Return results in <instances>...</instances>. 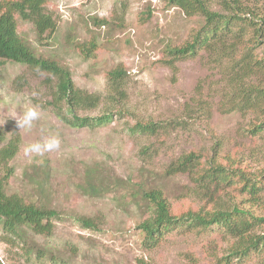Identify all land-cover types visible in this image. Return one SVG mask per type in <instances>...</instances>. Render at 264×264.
<instances>
[{
	"label": "rangeland",
	"instance_id": "1",
	"mask_svg": "<svg viewBox=\"0 0 264 264\" xmlns=\"http://www.w3.org/2000/svg\"><path fill=\"white\" fill-rule=\"evenodd\" d=\"M244 1L264 13V0ZM211 7L218 9L215 1ZM44 8L55 20L54 31L38 37L34 25L18 17V34L37 54L68 67L76 87L101 100L78 111L91 117L90 124L69 123L62 118L65 103L56 99L55 76L0 58V148L17 140L16 151L0 163L5 192L59 213L46 235L25 230L15 237L0 227V264H264V245L242 260L232 257L234 239L218 225L169 228L152 247L144 245L138 227L149 214L146 202L134 196L141 185L161 189L175 215L219 205L264 215V187L254 197L239 184L208 197L186 174H165L172 160L193 151L202 167L212 154L227 166L230 157L258 182L264 180V130L248 131L257 123L250 113L216 109L219 68L207 62L203 50L176 61V70L166 63V49L189 40L202 19L166 0H44ZM93 40L97 48L86 57L79 48ZM116 67L125 71V98L119 103L107 98L106 75ZM200 98L211 103L210 115H188ZM29 106L40 118L31 130L18 129L10 116ZM110 110L105 119H95ZM139 121L168 127L148 135L134 127ZM49 135H58V150L25 154L28 144ZM90 167L98 170L94 182L107 186L97 196L82 189ZM80 218L93 225L84 226Z\"/></svg>",
	"mask_w": 264,
	"mask_h": 264
},
{
	"label": "trees",
	"instance_id": "2",
	"mask_svg": "<svg viewBox=\"0 0 264 264\" xmlns=\"http://www.w3.org/2000/svg\"><path fill=\"white\" fill-rule=\"evenodd\" d=\"M178 7L188 16H198L202 25L195 30L189 40L166 50L170 58L166 63L176 70L175 62L196 55L203 50L207 62L220 71L221 94L216 102V109L222 113L238 112L241 115H254L257 123L252 124L249 132L254 135L264 130V13L256 6H249L244 0H166ZM215 1L218 9H212ZM31 22L38 37L53 32L55 20L45 12L44 0H0V58L36 67L55 76L56 99L65 103L63 119L69 123L85 125L91 123V117L82 116L78 111L95 108L101 97L88 93L73 83L68 67L55 58L44 57L34 52L27 41L17 32V18ZM103 21L100 20V23ZM45 33V34H44ZM258 47H260L258 49ZM97 48L93 40L89 46L79 48L86 57ZM257 49V50H256ZM125 71L116 67L107 72L106 79L109 92L107 98L112 102L125 98L123 89ZM200 91V89H198ZM211 103L198 99L196 109L188 108V115L200 112L210 115ZM113 110L96 116V120L105 119ZM120 111V110H116ZM134 127L148 135H156L166 130V122H137ZM3 138H0L2 140ZM16 139H9L0 148V163H3L17 149ZM144 153V152H143ZM201 156L190 151L172 160L165 169V174L183 173L189 176L195 190L205 191L208 197L226 186L239 184L240 190H246L253 197L264 187V180L254 179L229 157V166L216 162L212 154L201 166ZM98 170L90 167L85 170L86 182L82 189L94 196L106 191L104 183L94 182ZM7 176L0 177V227L6 232L19 237L25 230L46 235L52 229L51 220L59 217L58 211L42 204L24 201L17 194H7L4 184ZM40 183V187H42ZM135 191L146 202L149 214L141 220L138 227L143 233L146 247L156 245L165 230L180 226L188 228H206L218 225L226 235L234 239L232 253L234 258L242 260L252 251L264 245V215H256L251 210L232 206H217L211 211L187 210L180 214L170 212L168 200L161 189L146 188L141 185ZM84 226H92L86 218H80ZM259 229L260 233H255Z\"/></svg>",
	"mask_w": 264,
	"mask_h": 264
},
{
	"label": "clouds",
	"instance_id": "3",
	"mask_svg": "<svg viewBox=\"0 0 264 264\" xmlns=\"http://www.w3.org/2000/svg\"><path fill=\"white\" fill-rule=\"evenodd\" d=\"M16 120L18 129L31 130L33 123L40 118V112L34 106L26 107L20 116L12 115ZM60 139L58 135H49L42 141H35L28 144L24 151L25 154H35L43 156L45 153L56 151L60 148Z\"/></svg>",
	"mask_w": 264,
	"mask_h": 264
}]
</instances>
